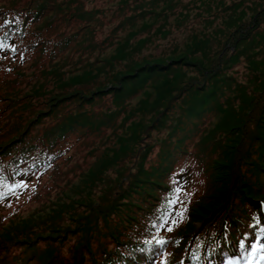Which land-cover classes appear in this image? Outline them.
<instances>
[{"label": "rangeland", "instance_id": "1", "mask_svg": "<svg viewBox=\"0 0 264 264\" xmlns=\"http://www.w3.org/2000/svg\"><path fill=\"white\" fill-rule=\"evenodd\" d=\"M19 1L0 0V7L17 6ZM62 1L58 0V3ZM71 1L74 5L83 4L92 9L94 14L86 23L78 20L77 24L66 25L64 21L58 24L55 35L80 31L76 40L70 42L69 50L54 59L50 58L49 52L28 54L23 60L21 55L18 59L0 58V139L6 138L15 121L28 114L23 102L11 100L12 96H23L25 92L33 95L36 108L43 111L48 110L53 102L49 98L54 91L62 90V95L71 93L61 100V110L58 109L61 114L79 109L78 104L90 96L92 103L85 104L87 111L96 117L103 115L108 122L92 132L71 133L64 143L60 139L54 145L56 158L45 171L34 170L27 180L6 184L4 187L8 188L0 199V228L13 219L20 223H40L30 229L43 235H52L51 230L56 228L54 235L58 236L53 239L57 243L63 241L62 252L68 256L70 247L77 240L78 233L73 232L76 227L83 224L94 207L103 203L107 206L118 197L124 203L120 205L122 213H118L119 219L114 220L113 214L109 220L118 224L117 227L125 223L130 232L138 221L148 219L144 209L128 208L126 202L133 196L138 199L140 196L136 191H142L141 185L155 180L156 169L173 160L171 174L165 179L175 186V194L171 196L172 201L179 199L176 209L165 217L167 209H162L161 203L167 195L165 189L156 206L152 203L154 197H148L149 211L165 213L155 224L156 229L153 228L155 220L149 221L151 239L166 241L167 229L185 222L189 200L204 189L205 176L196 160L201 137L206 139L215 128L222 130L224 139H213L217 151L226 135V144L231 146L237 142L241 128L237 126L236 115L243 104V85L264 84V47L257 53L239 52V58L236 63H231L227 71L229 78H225L224 83L225 72L217 77L221 80L216 83L207 71L211 59L217 57L214 53L220 48L212 49V58L202 52L207 41L209 44L214 42V45L223 44L226 38L218 36L228 38L234 31V21L240 20L243 13L247 14L245 19L252 20L248 9L252 0H160L152 6L146 0ZM142 9L148 10L143 12ZM54 14L51 17L57 19ZM5 15L9 16L7 12ZM133 15L136 16L127 20ZM30 27H27L28 34ZM232 49L231 45V53ZM200 60L203 61L201 64ZM156 61L163 64L158 71L140 79L129 76L128 79L136 85L129 96L117 97L111 91L112 84L120 85L118 77L129 75L133 69L139 73L138 68L144 69L143 64ZM68 83L72 84L69 86ZM191 83L213 89V94H217L215 99L223 106L211 98L204 105L208 111L197 119L199 115L190 110L194 109ZM38 85H43L42 91L34 95L33 89ZM25 101L32 105L30 99ZM227 106L232 109H226ZM249 108L251 105L248 111ZM250 120L254 121L253 115ZM54 122L47 118L32 130L31 135L39 137L43 128ZM181 139L183 147V142L179 143ZM146 150L148 152L144 155ZM176 150L174 158L172 155L168 160L164 159ZM150 172L154 175L151 179L146 178ZM151 186L154 188L153 184ZM57 210L62 211L61 214L53 217ZM80 216L79 220L75 219ZM132 217L136 221L131 220ZM94 219L103 223V218L96 214ZM70 232L73 234L66 236ZM44 244L45 241L41 240V245ZM176 245L167 242V250L162 254H167V258ZM20 251V247L14 246L5 255L11 259Z\"/></svg>", "mask_w": 264, "mask_h": 264}, {"label": "trees", "instance_id": "2", "mask_svg": "<svg viewBox=\"0 0 264 264\" xmlns=\"http://www.w3.org/2000/svg\"><path fill=\"white\" fill-rule=\"evenodd\" d=\"M70 1L58 3V0H20L17 6H1L0 21L4 22L0 24V43L3 45L0 47V58L7 56L18 59L21 55L23 60L28 54L49 52L50 58L54 59L69 50L70 42L72 39L76 40L80 31L55 35L58 24L62 21L66 25L72 22L77 24L78 20L86 23L94 14L92 9H87L83 4L74 5V1ZM157 1L160 0H146L151 6ZM249 4L252 20L245 19L247 14L243 13L240 20L234 21V31L228 38L218 36L226 38L223 44L214 45V42L209 44L207 41L204 46L202 52L207 53L210 58L214 52L212 49L220 48L214 53L217 57L211 59L207 69L216 83L221 80L217 77L223 72L225 75L222 82L229 78L227 71L231 63L237 62L239 52L257 53L264 47V1L252 0ZM142 10L147 12L148 9ZM6 12L9 16L5 15ZM51 14L58 18L51 17ZM134 16L136 15L127 20ZM29 25L31 27L28 34ZM231 45L234 49L232 53ZM240 46L248 49H242ZM90 47L94 49L95 45ZM202 62L200 60L199 64ZM162 67L163 64L157 61L154 64H143L144 69L138 68L139 73L133 69L134 71H129V75L118 77L120 85L112 84L111 91L115 92L117 97L129 96L136 89L133 80L128 79L129 76L140 79L141 76H148ZM42 88L43 85H38L33 89V94L40 93ZM190 90L194 99V109L190 110L194 115H199L197 119H200L208 111L204 105L209 99H215L217 94H213V89H208L204 84L200 86L191 83ZM61 91H54L50 95L49 100L52 99L53 102L48 110L44 111L36 108L37 103L32 101L33 95L30 92H25L23 96L11 97L13 102H23L24 110L26 108L29 112L11 125L5 139H0V193L8 188L4 187L6 184L27 180L34 170L45 171L56 158L54 145L60 139L64 143L71 133L92 132L94 128L100 129L107 125L108 118H103V115L96 117L85 108V104L92 103L90 96H86L88 100L78 104L79 109L73 108L70 112L61 114V100L71 96V93L62 95ZM242 92L243 104L237 111V117L235 116L238 120L237 126L241 128L236 137L237 142L234 141L231 146L226 144V135L225 141L219 145L217 151L213 139L224 138L222 130L215 128L206 135V139L202 136L198 143L199 154L196 160L198 168L205 176L204 189L189 200L185 209V222L165 233L167 242L177 243L167 258V254H162V251L167 250V243L161 245L155 237L151 239L153 235L149 224L150 220H155L153 228L156 229L155 224L161 221L165 213H152L153 209L149 211L148 197H154L152 203L156 206L161 200L159 195L165 189L167 195L161 200L162 209H167L165 217L176 209L178 202L172 201L175 186L165 179L171 174L173 160L161 169H156V176L153 177L155 180H148L141 185L142 191H136L140 196L138 199L133 196L126 202L128 208L144 209L148 219L138 221L130 232L125 223L117 227L118 224L109 220L113 214L114 220L119 219L118 213H122L120 205L124 203H121L118 197V200L107 203V206L103 203L94 207V211L83 224L76 227L73 232L78 233L77 240L70 247L68 256L62 252L63 241L57 243L53 239L58 236L54 235L56 228L51 230L52 235H43L30 229L41 225L40 223H20L18 219H13L0 228V264H226L227 261L238 258L241 264H264V84L243 85ZM27 99L32 101V105L25 101ZM215 101L223 106L217 98ZM225 108L232 109L231 106ZM252 115L254 121L250 120ZM47 118L55 122L44 127L39 137L31 135L32 130ZM182 142L183 139L179 143ZM183 145L184 142L181 147ZM177 150L167 154L164 159L168 160L172 155L174 158ZM147 152L146 150L144 155ZM151 175H154V172L147 173L146 178L151 179ZM118 202L120 204L115 207ZM61 212L57 210L53 217H58ZM94 214L103 218L102 224H99L98 219H94ZM81 217L75 219L79 220ZM131 220L136 221L133 217ZM17 222L20 225H16ZM73 232L67 233L66 236L72 235ZM197 237L199 238L195 240ZM41 240L45 241L43 246ZM14 246L20 247L21 251L11 260L5 254ZM245 253L249 256L243 257Z\"/></svg>", "mask_w": 264, "mask_h": 264}, {"label": "snow or ice", "instance_id": "3", "mask_svg": "<svg viewBox=\"0 0 264 264\" xmlns=\"http://www.w3.org/2000/svg\"><path fill=\"white\" fill-rule=\"evenodd\" d=\"M2 46H3L2 43H0V47H2ZM23 186H24V185H17V187H23ZM2 198H3V194L0 193V199H2ZM174 202H179V199L177 198V200L174 201ZM180 215H181V218H182V217H183V213H181ZM173 223H176V222L174 221ZM167 230H168V231H172L173 229H172V228H168ZM157 243L163 245V244L167 243V241H165V240H163V239H160V240L157 241Z\"/></svg>", "mask_w": 264, "mask_h": 264}]
</instances>
